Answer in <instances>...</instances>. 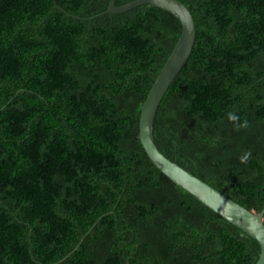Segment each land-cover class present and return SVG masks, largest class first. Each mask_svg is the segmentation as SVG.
I'll list each match as a JSON object with an SVG mask.
<instances>
[{
    "label": "trees",
    "instance_id": "obj_1",
    "mask_svg": "<svg viewBox=\"0 0 264 264\" xmlns=\"http://www.w3.org/2000/svg\"><path fill=\"white\" fill-rule=\"evenodd\" d=\"M178 1L196 39L155 144L260 212L264 0ZM109 3L0 0V264H255L258 243L162 175L139 140L180 21L151 5L107 14Z\"/></svg>",
    "mask_w": 264,
    "mask_h": 264
},
{
    "label": "water",
    "instance_id": "obj_2",
    "mask_svg": "<svg viewBox=\"0 0 264 264\" xmlns=\"http://www.w3.org/2000/svg\"><path fill=\"white\" fill-rule=\"evenodd\" d=\"M115 3L116 0H110L107 14H122L142 5H151L174 15L182 26L180 37L173 51L146 94L141 107L138 126L139 140L143 150L162 175L204 206L253 238L260 247V253L255 264H264V209L260 212L246 209L172 162L159 151L155 144L154 121L160 102L187 63L194 47L196 29L191 12L178 0H135L120 7L116 6Z\"/></svg>",
    "mask_w": 264,
    "mask_h": 264
},
{
    "label": "clouds",
    "instance_id": "obj_3",
    "mask_svg": "<svg viewBox=\"0 0 264 264\" xmlns=\"http://www.w3.org/2000/svg\"><path fill=\"white\" fill-rule=\"evenodd\" d=\"M228 119L229 121L233 122L237 130L248 127V121L244 120L243 123H240V118L235 113L229 112ZM250 158H251V152L250 151L245 152L244 155L240 158L241 163H246Z\"/></svg>",
    "mask_w": 264,
    "mask_h": 264
}]
</instances>
